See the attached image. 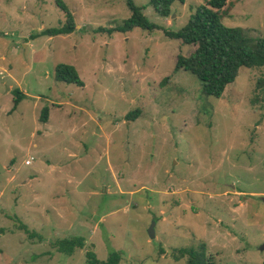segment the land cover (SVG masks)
Listing matches in <instances>:
<instances>
[{
	"label": "rangeland",
	"instance_id": "obj_1",
	"mask_svg": "<svg viewBox=\"0 0 264 264\" xmlns=\"http://www.w3.org/2000/svg\"><path fill=\"white\" fill-rule=\"evenodd\" d=\"M63 1L74 31L33 38L65 21L55 1L0 0V264H86L88 249L119 250L118 264H187L174 250L199 241L216 262L264 263V66L206 95L174 70L195 46L162 31L206 0L174 2L168 17L132 0L159 29L127 33L108 32L130 15L126 0ZM224 9L225 25L264 38V0ZM61 62L83 86L54 79ZM15 89L25 97L12 109ZM73 236L82 248L56 249Z\"/></svg>",
	"mask_w": 264,
	"mask_h": 264
},
{
	"label": "trees",
	"instance_id": "obj_2",
	"mask_svg": "<svg viewBox=\"0 0 264 264\" xmlns=\"http://www.w3.org/2000/svg\"><path fill=\"white\" fill-rule=\"evenodd\" d=\"M63 11L65 21L54 27H48L32 37L46 35L56 36L69 34L75 29L74 16L63 0H54ZM185 0H148L154 11L163 17H168L174 2L184 3ZM130 15L118 25L108 29V32L118 31L127 33L135 27L152 32L159 26L147 19L142 8L135 5L132 0H126ZM227 0H206L204 5L198 6L188 18V21L178 30L162 28L169 39L181 41L183 44L194 45V50L187 56L178 54L174 70L182 69L194 74L204 94L220 97L225 87L233 82L242 67L264 66V38L253 39L244 34L240 27L227 26L222 22L225 14ZM53 77L76 86H83L76 68L72 64L57 63L54 66ZM168 77L164 78V81ZM260 84V83H259ZM14 109L25 94L19 89L14 90ZM138 109L128 112L127 119L133 120L138 116ZM49 115L48 105H44L39 113V121L47 122ZM20 228L28 229L20 222ZM34 235V232L29 233ZM82 236L60 238L55 240L56 249L64 254L71 255L76 249L84 246ZM175 260L185 257L187 264H223L216 262L208 253L205 241H199L195 246L176 248L173 252ZM121 259L119 250L110 251L105 259H99L92 249L85 252L86 264H118ZM264 264V263H262Z\"/></svg>",
	"mask_w": 264,
	"mask_h": 264
},
{
	"label": "water",
	"instance_id": "obj_3",
	"mask_svg": "<svg viewBox=\"0 0 264 264\" xmlns=\"http://www.w3.org/2000/svg\"><path fill=\"white\" fill-rule=\"evenodd\" d=\"M153 227H154V222H152L148 228V234L150 236V238L154 237V231H153ZM260 249L263 250L264 249V243L260 246Z\"/></svg>",
	"mask_w": 264,
	"mask_h": 264
},
{
	"label": "built area",
	"instance_id": "obj_4",
	"mask_svg": "<svg viewBox=\"0 0 264 264\" xmlns=\"http://www.w3.org/2000/svg\"><path fill=\"white\" fill-rule=\"evenodd\" d=\"M29 162H30V161H29V160H27V161H26V164H29Z\"/></svg>",
	"mask_w": 264,
	"mask_h": 264
}]
</instances>
